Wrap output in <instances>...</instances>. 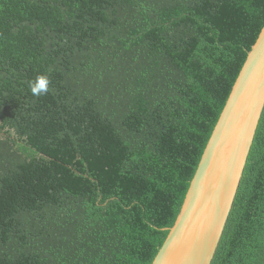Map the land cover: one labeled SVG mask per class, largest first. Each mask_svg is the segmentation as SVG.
<instances>
[{"label":"trees","instance_id":"16d2710c","mask_svg":"<svg viewBox=\"0 0 264 264\" xmlns=\"http://www.w3.org/2000/svg\"><path fill=\"white\" fill-rule=\"evenodd\" d=\"M263 27L264 0H0V264H152ZM211 264H264V111Z\"/></svg>","mask_w":264,"mask_h":264},{"label":"water","instance_id":"95a60500","mask_svg":"<svg viewBox=\"0 0 264 264\" xmlns=\"http://www.w3.org/2000/svg\"><path fill=\"white\" fill-rule=\"evenodd\" d=\"M264 111V27L204 150L175 225L152 264H211Z\"/></svg>","mask_w":264,"mask_h":264},{"label":"clouds","instance_id":"9594fccd","mask_svg":"<svg viewBox=\"0 0 264 264\" xmlns=\"http://www.w3.org/2000/svg\"><path fill=\"white\" fill-rule=\"evenodd\" d=\"M50 79L47 75H39L36 79L30 83V91L34 96H40L42 94H47L50 90Z\"/></svg>","mask_w":264,"mask_h":264}]
</instances>
